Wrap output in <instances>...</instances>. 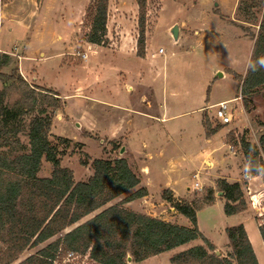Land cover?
Masks as SVG:
<instances>
[{
    "label": "rangeland",
    "instance_id": "374dc122",
    "mask_svg": "<svg viewBox=\"0 0 264 264\" xmlns=\"http://www.w3.org/2000/svg\"><path fill=\"white\" fill-rule=\"evenodd\" d=\"M117 1L110 8V28L113 33H116L119 30V19L126 18L128 24L123 27V30H128L133 35V20L135 17L138 20V3L136 0H125L124 7L120 8L119 0ZM133 1L137 4V11L134 9ZM260 1L148 0L146 54L144 57L137 56L139 64H148L150 79L153 80V93L146 92L143 87H137L140 83L138 80L137 88L130 94V105L144 113L162 115L166 112L174 118L167 124H161L138 111H125L68 96L66 107L55 116L51 128V143L58 147L61 166L73 171L76 182L87 181L93 175L94 160L125 158L124 153L120 152L121 148L126 146L125 142L122 139H110L117 134H125L131 151L140 154L136 156V159L141 162L145 160L148 165V173L144 179L149 191L146 199L145 197L135 199L129 205L124 204L125 208L159 219L173 217V213L179 212L163 199L164 190H170L177 198L179 196L190 203L201 202L208 188H212L211 180L216 177L217 170L221 169V173L229 179L228 181L225 179L228 183L238 182L242 186L247 202L245 211H248L250 216L246 221L255 225L256 219H263L264 216H259L261 211H256L252 207L251 193L247 189L248 179L244 172L247 165L246 158H242L244 154L241 148L236 146L231 149L240 158L236 160L226 145V142L231 145L232 140L240 143L243 138L251 143L257 141L255 144H258L260 135L264 131V87L251 95H244L242 82L237 79V75L243 77L248 70L247 64L253 51L254 35L258 33L256 18L260 20L264 11L260 7ZM61 7L60 4L59 6L56 4L54 6L56 14L53 11L52 16L56 15L59 18ZM174 25L179 26L180 37L177 41L171 34ZM136 29L139 36L138 24ZM147 34H149L148 46ZM78 40L77 50L81 52L84 42L80 37ZM113 41H116L115 36L112 41L108 39V43L101 47L106 51L114 50L116 46ZM52 47L57 49L58 45L53 43ZM160 48L164 50V53H159ZM155 53H157L156 57ZM35 55H38L37 58L41 57L38 52ZM109 58L110 54L104 52L93 55L92 61L96 62L94 64L96 68L89 74L83 70L73 71L72 68L62 66L58 59L49 60L36 67L35 63L28 59L23 63L24 73H22L18 58L13 56V64L4 71L10 72L13 67L18 66L20 74L25 76L31 87L50 91L57 89L63 95L72 94L75 80L101 82L98 79L101 75V78L106 81V90L113 91L118 64ZM33 68L36 69L35 73ZM220 72L223 76L219 74ZM2 89L3 85L0 82V90ZM143 93L154 102L153 109L141 102L140 95ZM109 94L110 92H104L101 97L108 98ZM24 96V89L12 86L8 90L6 100L8 105L13 107L22 102ZM236 97H242V102L231 103L232 108H236L234 122L225 126L217 124L214 117L216 108L213 105ZM199 108L202 109L199 110ZM97 111L101 112L100 119H98ZM204 115L213 128L218 126L222 129L214 133L211 143L204 141L202 145L192 144V138H195L204 127ZM85 120H89L90 124L85 123ZM82 122L84 126H93L94 131H84L85 127H80ZM77 123L80 124L77 125ZM227 131L225 142L224 135ZM19 136L23 145H28L27 135L21 133ZM190 153H195V156L192 158L191 155L188 160L185 155L188 156ZM208 153L211 154L209 160L213 162L212 167L204 161ZM169 156L176 158L178 165L174 167L167 165L165 160ZM229 164L231 166H228ZM229 167L231 172L228 176ZM52 171V164L44 159L39 176L48 177ZM195 174H198L203 190L194 188ZM253 176L262 179V175ZM218 180H215L213 188L217 201L203 206L197 212L198 228L205 238L215 244L216 250L226 247L229 241L226 228L235 226L239 220L244 222L245 219L226 215L224 211L226 200L219 194ZM140 187H142L141 184L137 188ZM252 187L256 189L254 185ZM137 188L121 195L106 207L120 202ZM104 208L86 216L81 222L89 220ZM262 208H264V201ZM174 220L171 223L191 226L190 220L182 214ZM252 237L255 252L261 264H264V248L257 238L255 239L253 235ZM196 243L203 244V240L198 239ZM41 245L27 249L19 261L44 246V244ZM112 251L115 250L112 249ZM173 253V251L164 252L153 261V264H172ZM127 255L129 256L127 264L143 262V260L134 261L131 250L127 252ZM54 264L99 263L88 255L76 254L73 258L61 255Z\"/></svg>",
    "mask_w": 264,
    "mask_h": 264
},
{
    "label": "trees",
    "instance_id": "16d2710c",
    "mask_svg": "<svg viewBox=\"0 0 264 264\" xmlns=\"http://www.w3.org/2000/svg\"><path fill=\"white\" fill-rule=\"evenodd\" d=\"M136 1L139 7L137 55L144 57L148 0ZM260 3L264 9V0ZM109 4L110 0H91L87 7L83 25L88 29L84 34L88 43L99 46L108 43ZM256 21L258 33L254 35L252 60L264 56V11L262 18ZM12 64L13 56L0 52V82L3 85L0 90V264H54L61 255L70 252L88 255L99 264H127L129 250L134 261H142L196 239H202L204 244L173 255L171 263L259 264L243 224L226 228L231 249L227 255H218L216 247L200 232L197 212L216 201L213 188H208L201 202L191 203L164 190L163 199L186 216L191 226L125 208L124 204L148 195L144 187L106 207L140 186V177L126 158L96 159L89 180L76 182L73 171L61 166L58 147L51 143L53 119L64 110V98L56 91L31 87L18 66L10 72L4 71ZM237 79L242 82V94L251 95L264 87V70L256 73L247 70L245 76L237 75ZM12 86L25 90L24 100L13 107L6 100ZM203 125L207 136L222 129L213 128L205 115ZM21 133L27 135L28 145L21 142ZM232 142L231 145L241 148L247 164L251 160L264 165V131L258 144L245 138L240 143ZM44 159L53 166L48 177L39 176ZM251 175L257 174L253 171ZM262 179L264 181V175ZM218 188L226 200V215L246 210L247 202L240 183L219 179ZM102 208L92 218L81 222ZM261 220L259 231L264 241V218L258 221ZM53 237L57 238L18 261L27 249L38 247Z\"/></svg>",
    "mask_w": 264,
    "mask_h": 264
},
{
    "label": "crops",
    "instance_id": "0c3cea01",
    "mask_svg": "<svg viewBox=\"0 0 264 264\" xmlns=\"http://www.w3.org/2000/svg\"><path fill=\"white\" fill-rule=\"evenodd\" d=\"M90 2L91 0H0V52L8 53L12 56L17 57L20 70L22 71V73H24L23 63L24 61H28V59H30V61H33L35 63L34 64L35 67L37 65H42L43 63H46L49 60L58 59L62 66L72 68L73 71L83 70L85 71L86 74L93 72L94 69L96 68L94 67V64L96 62L92 61L93 55H97L101 52L109 53L110 54L109 59L112 62H116L118 64V67H116L117 68L116 74L114 76L115 80H114V85H113L114 87L113 91L106 90V87H107L106 81L105 79L101 78V75L98 78L101 82H98V81L95 82V81H90V80H87V81L86 80H83V81L75 80V83L73 85L74 91L72 92L71 95H63L57 89H55V91L58 92L64 98L66 104H67L66 97L74 96L76 98H81L86 101L95 102L100 105H104L108 107H115L116 109H123L125 111H131V112L138 111L142 113L143 115H146L147 118L151 120L159 121L161 124H167L169 121H171V119L174 118V116H170L166 112H163L162 115L154 114L151 112L144 113L140 110L133 108L132 105H130L131 104L130 94H132L133 91L137 87H143L145 88L146 92L151 91V93H153V80L150 79V71L148 68V64H139V60L137 56V38H138V34H137L138 32L136 29L137 24H138L137 18L135 17V19L133 20V25H134L133 35H132V32L128 30L126 31L123 30V27H125L128 24L127 23L128 20L126 18L119 19V23H120L118 27L119 30H117L116 33H113L110 28L111 26L110 8L112 7V5L116 4L118 1L110 0L109 18H108V23H107V29H108L107 38L110 41H112L113 37L115 36L116 41H113V44H115L116 49L106 51L105 49H103V47L88 43L85 39H83L85 32L88 30L83 24H84V17L86 14V9L89 6ZM134 3H135L134 9L137 11V6H136L137 4L136 2ZM56 4L58 6L59 4L62 6L61 7L62 11L60 13L59 18L58 16L56 15L52 16L51 14L54 11V6ZM118 5L120 8L124 7L125 0L124 1L119 0ZM53 13H55V11ZM148 35L149 34H147V39H148L147 46L149 43ZM79 37L81 38V41L84 42V47L81 52H87L88 54V58L86 60L76 55L78 51L77 44L79 41L78 40ZM179 37H180V32H179ZM53 43L58 45L57 49H54L52 47ZM37 52L39 56H41L40 58H37L38 55H35ZM156 54L157 53L154 54L155 57H156ZM150 65L151 64L149 63V66ZM32 70H34V73H35L36 69L33 68ZM138 80L140 81L141 84L139 83L138 84L139 86L136 87L137 85L136 83L139 82ZM104 92H107V93L110 92V94L108 95V98L101 97L103 96L102 94ZM140 96H141L140 100L142 103H146L147 107L150 109L154 108V102L152 101V99H150L149 97L147 98L145 96V93H143V95H140ZM201 109L202 108H199V110ZM61 112L62 111L58 112L57 114ZM100 113H101L100 111H97L98 119H100ZM95 117L94 119H96ZM84 122L90 124L89 120L87 121L85 120ZM78 124L80 123H77V125ZM82 125H83V122L82 124H80V127H83V128L85 127V130L83 129L84 131H87V132L94 131L93 126L90 127V125H88L87 127V126H84V125L82 126ZM228 131L224 135L225 142H226V136H227ZM214 135L215 134L211 136H207L206 131L203 127L202 129H200L199 134L195 138H192L193 140L192 144L202 145L204 141L206 142L209 141L211 143L212 137ZM110 139H113V140L122 139V141L125 142L126 146L123 147L125 150L124 157L128 158L127 160H128L130 167L140 177L142 187H145L147 189L145 185L146 182L144 179L146 174L148 173L147 172L148 165L146 161L143 160V162H141L140 160L136 159V156L140 154H138L137 152L131 151L129 140L125 134H117L111 137ZM226 145L228 146L229 150L231 151V154L236 158V160L240 159L238 154H235L234 152H232L231 149L233 148L231 147V145H229L227 142H226ZM128 150H130L131 152H129ZM197 154L198 153H196V155ZM191 155L193 158L195 156V153H190V155L188 156L185 155V158L189 160ZM210 155L211 154L208 153V156L204 159V161H206V164L209 167H212L213 162L209 160ZM149 158H151V155H149ZM242 158L245 159L244 156ZM165 161H166V164L169 165L170 167H174L175 165H178L176 164L177 162L176 158H172L170 156L167 157ZM228 166H231V165L229 164ZM230 172H231V167L228 168V176L230 175ZM218 179H226L227 181L229 180L226 177V175L221 173V169H218L216 173V177H213V179L211 180L212 188L215 187L214 186L215 180H218ZM247 179H248L247 189L250 191L251 196L255 195V197L260 198L263 203L264 201V182L262 181V179H259L258 176H253V175H251V178H247ZM198 182H200L199 178H198ZM200 185L202 186L201 183ZM252 185H254L256 189H254ZM146 197L148 196H145V199ZM178 199H181V198H179L178 196ZM131 202L127 204L129 205ZM137 213H141V212H137ZM142 214H145V213H142ZM179 215H180L179 213H173V217H168V218L160 217V218L163 220L169 221V222H174L175 221L174 219L178 217ZM234 215L236 217H239V219L240 217L245 218L244 222L239 220V223L236 225H239V224L244 225L247 231V234L249 236V239L252 243V246H253V240H254L252 237L253 235L255 239L257 238L260 241L262 247L264 248V241L259 231V224H260L259 221L256 219L255 225L249 224L247 222L249 220L248 218L250 217L248 215V211H243V212H240ZM70 229H72V227L67 228L64 231V233H67L68 231H70ZM56 238L57 237H53L49 241L43 243L44 246L45 244H48L49 242L54 241ZM197 240L198 239L192 240L189 243L175 247L168 251H173L174 252L173 254L175 255L177 253H180V252H183L189 249L192 246L204 244V242L203 244L196 243ZM211 243L215 245L213 242ZM216 251H218L219 254L221 255H225L228 252H230L231 249L229 247V241L226 247L220 250L217 249ZM164 252L143 260L141 264H153V261L158 259L160 255L163 254ZM256 256L259 261V264H261L262 262L258 258L257 254ZM263 258H264V255H263Z\"/></svg>",
    "mask_w": 264,
    "mask_h": 264
},
{
    "label": "built area",
    "instance_id": "2783aa9c",
    "mask_svg": "<svg viewBox=\"0 0 264 264\" xmlns=\"http://www.w3.org/2000/svg\"><path fill=\"white\" fill-rule=\"evenodd\" d=\"M159 53H164V50L162 48H160ZM76 55L80 56L84 60H86L88 58L87 52L77 51ZM23 77L25 78L24 75H23ZM233 101L242 102V97H236L234 99L223 100V101H220L217 104L213 105L216 108L214 117L217 120V124L225 126V125H229L232 122H234V115H235L236 108H232V106H231V103ZM231 147L235 148V146H233V145ZM193 177L195 179L194 180L195 181L194 182V188L196 190H203V186H201L200 183L198 182V175L195 174ZM251 200H252V206L254 207V209L256 211H261L259 213V216L263 217L264 216V208H262V200L260 198H256L255 195L251 196ZM75 255L76 254L73 252H70L67 254L68 258H73V257H75Z\"/></svg>",
    "mask_w": 264,
    "mask_h": 264
},
{
    "label": "clouds",
    "instance_id": "9594fccd",
    "mask_svg": "<svg viewBox=\"0 0 264 264\" xmlns=\"http://www.w3.org/2000/svg\"><path fill=\"white\" fill-rule=\"evenodd\" d=\"M247 68L252 73L264 70V56L257 57L255 60L249 59ZM253 171H255L257 175H264V165L254 164L250 160L244 169L246 178H251Z\"/></svg>",
    "mask_w": 264,
    "mask_h": 264
},
{
    "label": "water",
    "instance_id": "95a60500",
    "mask_svg": "<svg viewBox=\"0 0 264 264\" xmlns=\"http://www.w3.org/2000/svg\"><path fill=\"white\" fill-rule=\"evenodd\" d=\"M171 34L173 36V38L175 39V41L178 40L179 38V26L178 25H174L171 29ZM221 76H223V73H219ZM124 148H121V153H124ZM220 195H222V192H219ZM216 253L219 255V252L216 251Z\"/></svg>",
    "mask_w": 264,
    "mask_h": 264
}]
</instances>
